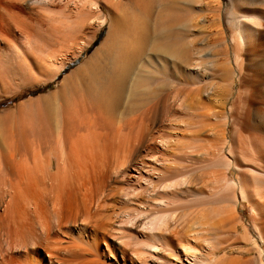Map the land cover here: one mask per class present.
<instances>
[{
    "label": "bare ground",
    "instance_id": "bare-ground-1",
    "mask_svg": "<svg viewBox=\"0 0 264 264\" xmlns=\"http://www.w3.org/2000/svg\"><path fill=\"white\" fill-rule=\"evenodd\" d=\"M138 1L141 19L110 18L109 37L117 29L129 37L118 45L114 74L93 89L96 116L90 118L86 107L66 101L58 117L34 127L30 135H2L0 264H241L216 257L219 228L226 229L231 244L250 245L257 252L248 264H264V249H259L264 246V218L253 221L252 234L245 226L239 233L235 222L241 202H249L257 214L264 212V0ZM106 2L119 10L122 6L121 0H0V29L8 36L28 34L54 3L78 20L84 21L86 13L85 23L94 19L100 25ZM156 5L178 14L195 8L190 31L201 22L200 32L217 36L222 61L231 65L220 68L216 54L207 55V75L218 68L220 76L204 93L209 103L199 102L205 122L195 131L203 134L205 144L195 153L199 164L188 169L179 157L172 158L170 144L139 115L126 122L120 118L115 125L131 71L148 47L149 17ZM169 18L152 30L160 40L172 36L174 41L165 47L155 43V52L174 46V70H200L198 49L188 53L182 45L187 23L182 15ZM232 99L241 115L225 110ZM169 101L183 107L177 95ZM230 125L238 130L237 146L228 139ZM230 170L239 178L231 179ZM193 192L198 198L191 203L187 196Z\"/></svg>",
    "mask_w": 264,
    "mask_h": 264
},
{
    "label": "rangeland",
    "instance_id": "rangeland-1",
    "mask_svg": "<svg viewBox=\"0 0 264 264\" xmlns=\"http://www.w3.org/2000/svg\"><path fill=\"white\" fill-rule=\"evenodd\" d=\"M221 1L227 4L226 0ZM120 3L122 4L121 8L119 7L120 10L108 2L101 4V13L105 16V21L100 25L94 19L91 22L87 21L88 24L85 23L87 20L86 13L82 15L84 21H82L83 19L78 20L77 17L71 16L72 12L66 7L63 6L62 8V4L54 3L45 11L46 17L43 20L31 24L28 34H20L14 31L10 37L4 33V29L2 30L4 27L1 26L0 32L3 31L5 36H3L4 34L1 36L0 33V149L4 147L1 143V137L5 132H10L7 134L12 135L13 139H17L21 131L30 135L34 127L42 126L47 121L51 122L58 117L59 111L62 110L60 105H65L66 101H76L78 103L76 106L83 109L86 107L85 110H89L86 111L88 117L96 116L94 104L97 99L93 91L99 82L103 83L114 74L115 55L120 48L118 45L127 41L129 37V35L126 37V33H123L121 29L114 30L115 34L112 32L114 36L109 37L110 18L112 16H124V19L135 20L141 19L143 14L141 12L142 6L138 0H121ZM179 5L181 6V4ZM169 10H165L161 5H156L152 10L153 12L150 13L151 28L149 27L148 47L145 48L140 61L131 71L121 99L122 102L116 113L115 125L120 120L126 122L127 119L128 121L132 119L131 116L139 115L143 122L153 125L151 132H154L155 136L162 137L170 144V152L174 155L172 158L179 157V162L184 165L185 169H188L199 164L195 153L200 145L205 144L203 134L197 133L198 129H201L199 125L201 127L205 122L201 114L204 106L199 102L204 105L207 104L208 101L204 93L209 90V87H213V84L217 83L216 80L220 76L218 68L212 75H207L209 69L205 68L208 66L206 63L211 60L207 55L216 54L213 59H216L220 68L221 66L231 68V65L222 61L224 59L223 52L222 48L218 46L219 44L216 43L215 37L217 36H207L200 32L202 31L201 22L197 25L198 27L190 31L191 27H188V20L193 17L195 8L190 7L189 9L188 7L187 11H182L179 14ZM163 13L167 16L165 18L163 15V18L160 19L159 14ZM173 14L182 15L187 23L181 39V41L184 39L182 45L185 50L194 48V51L198 49L197 52L201 54L200 64L203 65L200 66V70L193 71L191 69L190 72L188 71L190 74L185 69L183 71L181 69L174 70L172 62L175 58L171 53L175 48L174 46L166 47L167 49L160 53L155 52L153 48L155 43L164 47L173 43L174 38L172 36L161 39V41L160 37H156L153 33L154 29L152 30L159 21H166V19H170L169 17L172 18ZM136 16L139 17L136 18ZM80 21L81 24H79ZM127 34L129 33L127 32ZM190 46L191 48H189ZM191 50L188 53L193 51ZM189 59L191 58L189 57ZM65 68L66 70L63 71ZM86 72H92V79L89 78L90 80H88V73ZM144 74H150L148 76L150 78L143 77ZM93 79L96 83L93 82ZM231 93L236 96L237 85L235 83L232 84ZM172 95L180 97L182 108L174 106L172 101H169ZM92 103H94L93 107ZM89 104L91 105L89 106ZM238 105L235 99L234 101L233 99L232 101L229 100L225 110H230L233 116L235 114L241 115L242 110L238 108ZM195 106L197 108H194ZM94 113L95 115H93ZM228 139L236 146L238 145V130L234 126L228 127ZM17 148L20 151L23 150L20 140ZM189 152L192 153V157ZM17 156H15L16 160L18 159ZM229 176L231 179L239 178V174L233 170H230ZM198 183L197 181L196 184ZM197 186H202V184L199 183ZM193 194L187 196L190 197L191 203H193V199L198 198L196 192ZM250 205L249 202L244 201L236 208L235 212L238 219L235 222L238 225L239 233L242 232V226H245L252 234L251 224L253 221L257 222L260 217L264 218V212L257 214V209L255 211ZM226 233L225 228H219L217 235H214L217 237L214 241L218 251L216 257L240 260L241 264H248L249 259L256 256L257 252L249 249L251 248L250 245L231 244L232 238H228ZM184 242L185 238H182V243ZM240 248H244L245 251L243 249V252H239ZM246 249L249 250L246 251ZM259 249H264V246L259 247Z\"/></svg>",
    "mask_w": 264,
    "mask_h": 264
},
{
    "label": "crops",
    "instance_id": "crops-1",
    "mask_svg": "<svg viewBox=\"0 0 264 264\" xmlns=\"http://www.w3.org/2000/svg\"><path fill=\"white\" fill-rule=\"evenodd\" d=\"M5 133H6V134H7V133L9 134L10 132H5Z\"/></svg>",
    "mask_w": 264,
    "mask_h": 264
},
{
    "label": "trees",
    "instance_id": "trees-1",
    "mask_svg": "<svg viewBox=\"0 0 264 264\" xmlns=\"http://www.w3.org/2000/svg\"><path fill=\"white\" fill-rule=\"evenodd\" d=\"M94 44H96V43H94ZM65 70H66V68L63 71H65Z\"/></svg>",
    "mask_w": 264,
    "mask_h": 264
}]
</instances>
